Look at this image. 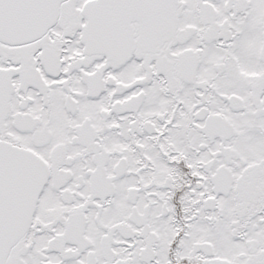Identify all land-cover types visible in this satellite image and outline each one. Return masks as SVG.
Listing matches in <instances>:
<instances>
[{"label":"snow or ice","instance_id":"6c2138e0","mask_svg":"<svg viewBox=\"0 0 264 264\" xmlns=\"http://www.w3.org/2000/svg\"><path fill=\"white\" fill-rule=\"evenodd\" d=\"M0 264H264V0H0Z\"/></svg>","mask_w":264,"mask_h":264}]
</instances>
